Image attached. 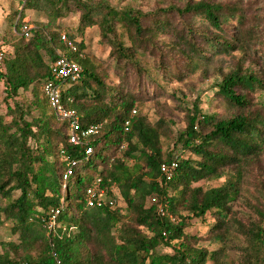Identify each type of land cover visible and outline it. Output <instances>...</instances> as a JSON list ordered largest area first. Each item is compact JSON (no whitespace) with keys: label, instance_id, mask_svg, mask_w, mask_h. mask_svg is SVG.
<instances>
[{"label":"trees","instance_id":"16d2710c","mask_svg":"<svg viewBox=\"0 0 264 264\" xmlns=\"http://www.w3.org/2000/svg\"><path fill=\"white\" fill-rule=\"evenodd\" d=\"M8 1L9 8L19 7L7 15L14 40L0 35L6 50L0 67V226L10 222L16 238H0V264H226L233 233L241 241L233 264H264V202L254 217L242 215L249 218L245 221L232 207L245 178L255 179L256 168L264 172V108L251 95L264 93V72L238 66L222 73L216 94L231 112L204 113L196 100L178 133L171 119L152 122L138 112L147 89L137 79L157 82L144 57H159L154 70L164 80L181 81L213 55L246 50L256 42L241 6L161 0L144 11L119 8L110 0ZM26 11L46 16L28 39L20 34L30 23ZM74 12L79 14L77 34L96 27L110 46L118 84L97 72L85 56L84 39L77 41L75 33L66 32L77 50L66 53L59 20ZM60 52L82 67L78 80L55 82L81 127L99 126L88 144L70 142L69 122L56 116L43 91ZM172 161L178 166L167 179L161 165ZM69 167L73 173L65 179ZM222 177L226 180L217 187L195 185ZM98 178L102 186L116 184L121 205L89 207L87 188ZM256 178L263 186L264 177ZM207 216L215 221L206 237L186 231L190 219ZM202 240L223 246L209 250ZM163 247L171 252H161Z\"/></svg>","mask_w":264,"mask_h":264},{"label":"rangeland","instance_id":"374dc122","mask_svg":"<svg viewBox=\"0 0 264 264\" xmlns=\"http://www.w3.org/2000/svg\"><path fill=\"white\" fill-rule=\"evenodd\" d=\"M112 4L123 8L127 5L139 7L144 11L154 9V7L161 3V0H110ZM172 1V0H166ZM177 1V0H176ZM188 0H178L179 4ZM197 1V0H192ZM222 3L238 4L244 10L247 16V24L255 28L256 42L251 46H247L246 50L239 47L235 48L232 53L216 54L211 57L207 64L201 66L194 71H187V76L183 80L166 79L160 77L155 72V66L159 62V57L147 56L143 58L144 64L150 68L153 78H157V82L149 79H137L136 82L147 89V100L138 108V112L148 115L152 122L156 121L159 117L164 116L174 122L173 131L178 133L185 128V115L186 109L192 108L193 102L198 100L200 107L204 113H220L228 115L231 110L223 104L219 96L216 94V83L222 79L221 74L231 71L232 69L242 66L243 70L254 71L257 74L264 72V0H216ZM19 5L10 6L8 0H0V35H6L9 42L13 41L15 34L11 30V24L7 19V15ZM26 18L29 17V25L35 26L37 22L46 21L44 13L38 11H26ZM78 13H71L67 17L60 19L62 32L75 33L77 41L84 39L85 43V56L95 65L99 74L106 78V81L113 84L119 83L114 61L109 57L110 46L100 40L99 31L96 27H91L86 30L83 36L77 34L78 27ZM7 29L4 31L3 29ZM206 29V27H205ZM238 31V28L236 29ZM159 39H171L170 35H160ZM7 42V43H9ZM63 51L62 49H60ZM66 53L71 55L69 48H66ZM156 76V77H155ZM240 91V90H239ZM238 91V92H239ZM253 103L261 108H264V93L261 90L255 91L251 94ZM27 99L31 98V93H25ZM3 97V96H2ZM19 100L22 98H18ZM23 100V99H22ZM6 110V105L2 102V112ZM171 140V139H170ZM173 141V140H171ZM171 144V142L169 143ZM180 153L182 156L187 157V153ZM190 155V154H189ZM262 159V158H261ZM264 160V156H263ZM261 160V162H263ZM253 176L255 179H250V176L245 178L243 185L242 196L232 203L233 210L238 216L245 215L254 217L255 208L261 206L264 202V183L263 186L257 182L256 177L263 176L262 169H254ZM226 177L213 180H202L195 185L201 186L204 189L217 187L223 184ZM263 180V179H262ZM72 190H75L74 188ZM248 217H241L245 221ZM249 219V218H248ZM214 219L207 216L206 219H190L189 226L186 231L188 233L206 237L210 226L214 224ZM10 222H5L0 226V238L3 240H15L16 235L10 231ZM201 245L207 246L209 250H216L223 246L221 242H209L202 240ZM241 244L238 236L234 233L231 236V247L226 250L224 257L226 264H233L237 253L236 246ZM161 252H171L170 247L161 248Z\"/></svg>","mask_w":264,"mask_h":264},{"label":"built area","instance_id":"2783aa9c","mask_svg":"<svg viewBox=\"0 0 264 264\" xmlns=\"http://www.w3.org/2000/svg\"><path fill=\"white\" fill-rule=\"evenodd\" d=\"M32 26L29 23L22 25L20 29V34L25 39L30 37V31ZM62 43L67 45L70 51L75 52L77 50V45L75 42L70 40L66 32L60 34ZM6 56V50L0 47V67L3 65L4 58ZM82 67L78 62L69 58L65 53L60 52L58 58L51 65L52 80L45 83L44 93L49 100L50 105L54 109L56 116L61 120H66L69 122V139L74 145L78 144H88L90 136L97 133L98 125H91L88 127H81L80 118L77 111L73 108H67L61 97V89L58 83L55 81L70 79L78 80L81 76ZM136 109L133 110L132 114H135ZM131 120L128 119L125 123L126 130L130 128ZM124 146H121L123 149ZM92 147L88 145L87 153H91ZM178 164L176 161L171 163H163L161 165V171L167 179H171L177 168ZM72 167L67 169L65 179L72 175ZM87 201L89 207H102L105 205L116 207L121 205L119 200V191L116 184H111L109 186H102V181L98 178L91 186L87 188ZM161 211H163L161 209ZM164 212V211H163ZM59 213V210H55L51 219L47 223L49 229L55 226V217Z\"/></svg>","mask_w":264,"mask_h":264},{"label":"crops","instance_id":"0c3cea01","mask_svg":"<svg viewBox=\"0 0 264 264\" xmlns=\"http://www.w3.org/2000/svg\"><path fill=\"white\" fill-rule=\"evenodd\" d=\"M25 20H26V21H29V20H30V18H29V17H27V18H25Z\"/></svg>","mask_w":264,"mask_h":264}]
</instances>
